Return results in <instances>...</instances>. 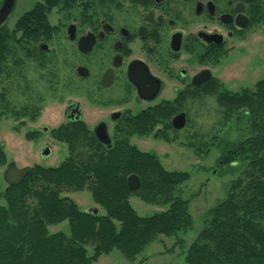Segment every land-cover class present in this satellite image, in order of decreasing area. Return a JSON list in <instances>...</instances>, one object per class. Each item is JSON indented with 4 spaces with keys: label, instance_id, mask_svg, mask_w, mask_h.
Listing matches in <instances>:
<instances>
[{
    "label": "trees",
    "instance_id": "trees-1",
    "mask_svg": "<svg viewBox=\"0 0 264 264\" xmlns=\"http://www.w3.org/2000/svg\"><path fill=\"white\" fill-rule=\"evenodd\" d=\"M74 2L37 1L19 16L14 30L6 31L5 39L0 34L1 79L7 73L5 57L19 63L18 51L36 56L28 51L27 42L47 39L51 30L49 10ZM44 62L43 56L37 57L39 65ZM6 83L0 89V119L3 115L32 117L38 106L15 105ZM213 93L223 119L236 114L246 119L248 127L242 139L222 144L217 163L243 167L228 184L225 196L206 210L204 224L186 247L184 260L187 264H264V77L252 87L238 90L215 85ZM185 105L178 100V112ZM175 111L173 103L139 111L122 121L107 148L93 135L82 132L80 126L72 134L56 133L54 136L66 141L70 150L61 163L33 164L17 184L0 190L4 201L0 202V264H90L114 248L134 260L159 235H175V244H179L180 233L193 223L189 198L181 194V183L189 172L165 168L156 153L139 149L129 135L148 134L156 123L163 122L160 137L174 140L168 132ZM212 136L194 131L184 142L203 156L213 145L209 141ZM82 146L88 151L80 164L73 151ZM6 158L0 145V165ZM132 173L140 178L136 189L127 184ZM81 189L90 190L103 214L84 210L73 198L61 194L63 190ZM132 195L166 208L141 215L130 203ZM64 220L69 224L68 233L48 230L50 224ZM87 245L92 247L90 253Z\"/></svg>",
    "mask_w": 264,
    "mask_h": 264
},
{
    "label": "flooded vegetation",
    "instance_id": "flooded-vegetation-1",
    "mask_svg": "<svg viewBox=\"0 0 264 264\" xmlns=\"http://www.w3.org/2000/svg\"><path fill=\"white\" fill-rule=\"evenodd\" d=\"M14 5L0 25L2 36L15 28L16 21L12 27L7 25ZM47 19L51 29L47 39L27 42L28 51L36 56L25 54L39 66L37 57L52 51L50 44L56 35L70 42L77 53L72 65L77 97L67 99L63 119L54 126H30L19 120L20 125L28 135L50 132L53 136L72 134L80 126L107 148L122 121L141 110L173 103L176 111L170 116L169 129L173 132L178 131L172 123L178 100L215 99V85L226 87L215 68L235 53L247 52L249 31L264 25V0H76L69 6L51 8ZM16 75L21 80L22 70ZM93 112L96 117L89 122L86 116ZM162 132L163 122H158L143 135L159 137ZM98 133L109 141L101 140ZM129 135L131 141V136L140 134ZM56 140L69 153L67 142ZM46 146V156L51 154L52 147L44 143L41 156ZM79 150L83 151L79 157L85 160L88 148L75 149L76 160Z\"/></svg>",
    "mask_w": 264,
    "mask_h": 264
},
{
    "label": "rangeland",
    "instance_id": "rangeland-1",
    "mask_svg": "<svg viewBox=\"0 0 264 264\" xmlns=\"http://www.w3.org/2000/svg\"><path fill=\"white\" fill-rule=\"evenodd\" d=\"M36 1L16 0L7 25L12 27L19 16L30 9ZM248 36L245 45L246 53H235L232 58L226 60V63L224 62V65H218L215 68L216 75L228 89L252 87L255 81L264 77V25L249 31ZM50 49L52 51H47L43 57L46 62L39 66L23 51H18L20 62L13 63V60L8 58L6 62L8 66L5 68L7 73L2 79L0 77V89L3 83L10 84L9 96L15 105L32 103L38 106L35 118L21 116L18 119V117L3 115L0 119V145L4 148L7 157L5 163L0 165V190L7 185L3 173L8 161L15 162L17 166L32 164L55 166L69 154L63 143L56 140L50 132L28 135L19 121L23 120L27 123L25 125L30 126L42 123L50 127L54 126L63 119L62 110L67 99L77 97L73 89L75 82L72 78V65L77 59L75 49L70 42L57 35L50 44ZM19 64H21L20 67H18ZM20 70H22L21 80L16 75ZM10 76L12 77L9 80ZM52 82H54L53 87ZM182 110L186 114V124L178 131L168 132L170 139L174 140L166 141L160 136L152 135H133L131 142L141 150L156 153L165 168L189 172L188 179L181 183V194L189 198V211L193 218L191 228L180 233L179 244H175V235H159L134 260H128L120 250L114 248L108 253L99 255L90 264H187L184 260L185 249L202 228L206 210L225 196L228 184L243 167L237 163L219 165L217 160L221 153V146L226 141L235 142L245 137L248 127L246 119L236 117V114L228 120L223 119L217 101L213 97L200 102L186 103ZM94 113L86 116L89 122L96 117ZM200 130L207 133L209 137L213 135V139L209 140L213 142V145L203 156L196 155L184 142L187 136ZM44 143L52 147L51 154L45 157L41 156L40 150ZM216 143L219 144L216 145ZM61 194L73 198L82 209L97 206L100 213L105 212L95 202L88 189L63 190ZM129 200L137 213L141 215L166 208V205L146 202L136 195L130 196ZM0 202H4L3 199L0 198ZM116 223L119 225L118 221ZM48 230L50 232L62 230L68 233V221L50 224ZM87 248L90 253L91 245H87Z\"/></svg>",
    "mask_w": 264,
    "mask_h": 264
},
{
    "label": "water",
    "instance_id": "water-1",
    "mask_svg": "<svg viewBox=\"0 0 264 264\" xmlns=\"http://www.w3.org/2000/svg\"><path fill=\"white\" fill-rule=\"evenodd\" d=\"M15 0H2L0 5V25L6 20L8 15L10 14ZM81 42V40H80ZM92 44V41L89 45V48ZM81 48V45H80ZM76 111V110H75ZM74 111V112H75ZM173 126L176 128H182L185 124V113L179 112L173 119H172ZM98 137L103 140L104 142H108V137L103 136L101 133H98ZM49 153V148L46 146L42 150V155L46 156ZM83 153L82 150L76 152V157L78 163H83V159L79 156ZM29 166L18 167L15 162L11 161L7 164L6 169L4 171V178L9 184H17L21 178L28 172ZM127 184L131 189H136L140 184V178L137 174L132 173L127 177ZM87 211H91L93 213H97V207L91 206L86 209Z\"/></svg>",
    "mask_w": 264,
    "mask_h": 264
}]
</instances>
